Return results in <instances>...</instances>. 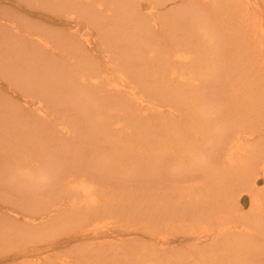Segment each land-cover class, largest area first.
<instances>
[{"label":"bare ground","instance_id":"bare-ground-1","mask_svg":"<svg viewBox=\"0 0 264 264\" xmlns=\"http://www.w3.org/2000/svg\"><path fill=\"white\" fill-rule=\"evenodd\" d=\"M170 1L174 3L175 2L178 3L181 0H170ZM182 1L180 2L181 4L179 3L181 5L180 6L181 8H179L177 11H171L170 13L173 15L174 14L178 15V19L175 23L177 28H181V29L184 28L192 33L191 36L188 35L189 38L192 37L191 44L192 42H194V44H192L190 48L188 45L187 47L183 43L178 42L180 40H183V38L182 39L180 38L182 36H179L180 39L177 36L176 38H174V36L171 35V33L169 32L168 38L163 39L164 34H162L161 32H164V16L163 14H160L162 11L160 12L159 10L160 8L159 5H162L163 3H160L157 0H150V4L152 5V10L146 13L143 12V14L145 13V15L147 13L149 14V15L147 14L148 17H146L145 15H144L145 17H143L146 19V21L142 20L143 21L142 22L140 18V21L143 24L144 22L146 23L149 21V23L152 26L150 27L149 24V28L152 29V34L149 33L147 27L146 29L147 34L145 38L143 37L142 39L143 42L146 43V46H144V48L146 49L143 50L142 55L145 56L150 54L148 55V57L151 56L156 58V56L155 55L152 56L151 53L155 50V48H160V52L159 54H157L159 58L157 57V59H159V63L163 62L162 64H164V65H159L161 67L160 70H156L155 72H152L153 74L158 73V76L155 77L154 84H152L153 86L151 85L152 86L151 89L146 87L145 90H140L139 87H137L132 80L133 75H130V73H125L127 68H125L126 69L125 70L122 69L123 67L121 68V66H118L116 62V56L111 53H107L105 49L104 51L107 53V56L113 58V64H111L110 66L104 64V66L101 67L97 65L98 61H100V58H98L96 54L90 53L88 49H82L81 46H78L77 37L80 36V33L79 34L76 33V35L72 36L73 38H69L68 41L65 39L64 42L67 44L69 51L78 52L76 56H78L79 59L73 60L72 57H69L68 59L67 58L60 59V62H62L61 60H63V62L67 61L68 67H73L75 64H77L76 67H73L71 69L70 71L71 73H68V74H72L73 76L71 84L79 83V86L81 88L85 87V90L81 92L76 89H73L76 91L77 94L73 93V95L75 96L73 97V103L70 105V103L68 102L69 105L65 106V108L63 105L64 103L62 102L64 100V97L63 100H61L62 93L59 91L58 88L56 89V91L53 92V95L57 94L56 99H53V101L47 100L49 102V105H47L44 101L45 98L46 99L49 98L47 96L48 94L46 95L44 93V97H41V93H40V96L37 95L36 97L38 98H34L35 100H33L32 103L30 102L31 104L26 107L32 112V113H26V118L27 120L33 122L32 120L33 116L37 114L39 117L41 116L42 118L46 119L48 118L50 111L53 109L57 114L59 113L58 115L71 113L73 116V114H76V110H78L81 107V104L89 102L90 106L93 107V112L96 121L95 127L100 131V137L101 134L104 135L105 137V135L109 134L110 132L108 128H110L111 130L117 125L120 126L121 128L120 130H118L119 136H121L120 133L122 134V131H124L122 137L126 140L125 144H127L128 146L129 145L128 139L130 137L129 131L131 130L130 122L128 121H130L132 117L133 119H135L138 111L142 110L141 112H143V109H147V108L152 109L154 114L156 113L161 114L163 113V111H167L168 114L171 115L170 119L167 120V122L163 127V128H167V130L165 129L166 132L165 131L163 132L162 130L163 132L162 137L159 136L160 133H158L157 135L160 137L159 139L163 142L166 139L165 133L168 134L170 137L169 132H171L173 136L172 137L173 142L175 141V145H176L178 138L182 137V136L179 137V135H181L182 133L178 134L180 130H177L178 128H181V126L178 125L179 127H175L177 125L176 124L173 125V124L174 122H176V117L179 118L183 117V115L180 114V109H182L184 106L186 111L195 113L194 116L189 117L190 123H187L188 125L185 126L186 130H188V128L190 127L189 130L187 131L188 134L185 133L186 131L184 130L186 136H188L189 133H191L194 134L193 138H195L196 135L200 134L198 130H201L202 133L204 130L205 135L203 136H206L208 129H210L211 128L210 126H212L211 121L213 119V116H211L212 114L210 115L209 113H203V110H205L208 107V105L206 108H204L203 105H200L199 102L198 104L194 103L192 105H188L193 99L198 101L199 100L198 97L200 95H195L192 98V100L186 101L187 93L184 94L183 88L189 86V88L192 89L193 86L194 90L192 91V93L198 92V90L201 89L200 76L201 73L204 72V68L207 67L209 68V65L210 68H212L211 66L212 64H214L213 70L216 67L217 71H221L222 73H225L226 68L223 67L224 66L223 62L225 61V59H229V64H232L236 59L242 58L250 61L249 62L250 64H253L250 69H253L254 73H248L245 69L244 73L240 74L242 81V82L240 81L241 82L240 85L231 84L227 86L228 88L230 87V92L231 94L234 95V97L231 96L232 98L231 101L228 99L220 98L219 91H213V92L211 91L210 98L207 101L209 107H213L214 109H220L221 111L225 112L226 117L224 118L225 121L227 120L226 123L229 125L227 128L231 126L229 128V130H231L230 135H225L230 137L227 138L228 139L227 141L224 140L223 146L221 147L222 152L219 153L217 152L218 150L217 151L215 150L216 151L215 157L218 159V164H216V166H212V164L208 162L207 159L208 156L207 155L204 156L203 154L204 152L202 150L197 149L196 147L197 143L201 141V139L198 141L197 139L199 138H197L196 141L192 140L195 144L191 141L192 150L190 149L191 146L189 147L187 145L186 146L183 145L185 148H187V151L188 149L193 151L192 152L193 156L188 152V154L191 156L190 158L193 159L192 163L191 162L190 164H188V162L187 164L182 163L183 165H185V167L182 165L179 166L177 165L178 167L176 169H174L175 167H172L171 169L172 171H170L171 176L165 179L166 181L164 183H160L158 181L159 183L157 184L155 182V185L157 184L159 188H157L158 187L157 185H156L157 187L153 185L156 189L162 191L164 196L163 195L161 196V193H159L160 197H158V193H156L157 196L156 194L155 196L150 195V193H152L155 190L154 187L153 188L149 187L148 189L142 187V189H138L141 186L138 187L136 186L137 188H135V190L133 191L134 193L131 194L130 198L128 199V197L127 198L125 197L126 194L125 190L128 187L123 186L121 184L122 182L117 181L118 179L116 177L117 175L113 178L114 172L110 171V169L112 168H107L106 166L102 165L103 162L101 160L98 162V159L97 161H95L93 158H90L88 156L90 154L89 152L88 153L86 151L81 152L78 149L80 148L78 145L74 146V144L80 140L79 129L77 128V124H74L72 120H67L68 123L65 122L67 126H63L62 129L65 130V135L69 137V142H71V145L69 147L66 146L62 141H59L58 139H54L53 136L56 133V127L53 126H51L48 129V131H51V134H49V138L53 137L52 139H54L52 141L51 146L48 145L39 146V147L35 146V144L31 143L27 138H30L33 142L36 143L37 136H47V134L45 133L38 135L39 134L38 128L43 127V125H41V127L39 125V127L37 126L35 129H30L29 126H27L26 130L22 129L23 126L22 125L20 129L17 131L18 132L17 135H20L19 137L22 139H18V141L13 139L15 142H18V143L14 142L16 144V146L15 145L14 146L15 147L19 146L21 144L19 140H23L24 147L23 149L20 150L21 152L20 151L19 152L20 154L23 153L24 155L25 154L28 155L27 157L29 158L28 159L29 161L28 162L24 161L25 163L23 162V164L27 166L30 165L31 168L30 166L29 168L32 170L26 172L25 168L24 167L22 168V163H21L22 160L18 163H15L17 166L20 167V169L12 166V163H10L11 158L5 160V157L10 153L9 152L4 153L0 155V171H4L5 169H7L9 175L12 174L11 178L14 181L7 182L8 179H6V176H4L2 172H0L1 173L0 181L2 180L1 182L2 185H4L5 183L11 189L16 188V191L19 196L21 195L19 194L20 192L19 187L23 188V191L21 192L22 195L20 198L21 199L20 202L22 201L29 204L30 213L26 214L27 218L24 219L25 224L29 228H31V226L40 225L41 222H44L50 217L62 218L64 214V211L61 210L62 208H65V210L67 209L66 211H68L69 208H71V210L74 211H76L77 209H81L83 213V219L79 225H80V229H83L82 230L83 232L81 231L82 234L83 235L92 234V239H97L99 237L98 233H100L103 229L108 230L109 228L108 225L111 224L112 226L117 227V224L120 222L117 218H119V216L121 215L120 213L124 209L121 208V205L126 206L125 205L126 203H130L129 204L130 207L128 208H130L131 210H128L129 211L127 215L128 218L126 219L128 220V222L132 218H136L138 220H145V228L148 232L150 233L152 232L153 234L156 235L157 232L163 233L165 234L164 237H166L167 231L170 233L175 231L176 234L177 229H180V231L182 230L183 232L189 234V237L191 235L197 236L198 240L199 238H201V235H203L204 239L206 237L207 239H209L212 248H210V244L207 243L208 249H203L204 244L202 245L201 243L200 245V242H198V244L203 248L200 247L198 248L199 245H197V243H195L194 241L193 243L197 245L199 251H197L196 253H194V251H192L193 253H189L186 251L188 254L183 253V251H181L180 253L176 251V254L175 252L174 254L170 252L171 254H173V256L171 255L172 259L170 260V257H168L169 255H167V257L165 258L167 254L166 252H165L166 254H163L164 252L161 253L160 250L156 249L155 247L152 248H155L156 250L150 249L149 247L147 248L142 244L134 245L133 242L127 244L126 246H123V248H121V246L120 248H118V246H116L115 244L114 245L116 246V248L115 246L113 247L110 245L106 248L107 250H105V252H103L102 254L98 251L92 250L95 249L96 247L92 248L89 246V249L91 250L80 248L81 250H79V253L81 254H79L80 258H78L77 264H85V263L88 264V262H92L95 260L96 262L98 261L99 264H112L111 263L112 257L110 258L108 256L109 254H107L109 251H111L110 254H115L116 256L119 255L121 259H123L119 264H264V258H263L264 257V187L258 188V183H260L261 181V180L258 181V177H261L262 179L261 182H264V73L256 74L257 66L260 69L262 68L261 72H264V0H185L184 2ZM88 2L92 3L93 0H88ZM141 3H142L141 0H135V7L136 4L139 7ZM70 7L73 8L74 13L68 12V14L64 16L65 19L61 18L60 21L59 20L55 21L56 24H60L61 22H64L69 16L71 21L73 19L74 14L81 12L80 6L74 5ZM210 10H216V12L218 11V13H215L214 11L211 13ZM205 11L207 12L205 14H207L208 16L214 17L215 19L218 18L222 20L224 19L226 20L225 23L228 22L231 23V27L229 29V34H230L229 43L230 46H232L231 48H233L232 49L233 51L230 52L229 51L230 49L226 51V54H229V56L222 54L221 58H219L218 63H217L218 59L215 63L213 61L215 59V55L219 56L220 50L218 48L214 50L215 47L205 49V44L207 43L205 39L207 37L208 29L205 30L204 26L203 29L202 27L198 28V25H200L199 23H201L200 21L201 15H202L201 19L202 21H204L203 13ZM209 11L210 13H208ZM2 12L5 11H1V13ZM131 15H133V17H136V19L138 17L135 16L134 13L130 14V16ZM166 16H168V14ZM205 16L204 18L207 17ZM91 17L95 19L97 22H99V20H97L94 16ZM223 17H226L228 19H225ZM8 19L9 20L7 21V23L9 24L10 22H15L18 18L14 14L12 16H8ZM206 19L208 21V18ZM25 24H27V22H25ZM3 28L5 30L6 28H16V26L12 25ZM139 28H137L138 30L137 32H139ZM18 29L19 28H16V36L19 38V34L17 32ZM181 29H179V34L183 33L181 32ZM24 30L26 29H23V33H25ZM157 31L159 34H161L162 40L166 43L165 47H162L163 43L160 42L159 40L154 42L156 39L155 32ZM24 35L26 36L23 39L24 40L23 46L25 47V49L23 50L21 48L22 49L21 52L24 53V55L28 52V42H30L32 51L34 55L39 58V61L41 60L40 58L43 57L44 61L47 60L46 63L48 64L50 63V66L44 65L45 70L40 73L37 72L39 74L36 75L34 78L36 82L39 81L41 82L42 85L49 86L48 83L49 80H51L49 78L54 77V75L56 74V73H52L56 71L55 70L56 66L53 67L50 61H52L53 59L55 60L58 59L57 57H55L56 55L55 49L52 43L53 42L60 43L59 40L61 36H59V39L57 41H53V39L50 40L49 38H42V37H36V38L30 37L27 39V36L29 35L28 34H24ZM182 35L183 37L187 36L185 34ZM188 36L187 39H189ZM3 37L7 38L6 43L10 42L11 40L10 37H7L6 35H3ZM81 37L84 38V35L82 34ZM222 38L223 40L220 41L219 38L212 39L211 37L210 42L215 43L216 41H218L219 42L218 45H220L222 41L223 43L224 41H227V39H224V35L222 36ZM235 44L239 45L238 48L241 46V49H238L240 53L238 55H237L238 51H236L237 49L233 47V45ZM192 47H194V49ZM221 49L222 50L225 49V46L223 45ZM60 51L63 50L60 49ZM235 53L237 57L236 55L234 57ZM5 54L7 56V53ZM63 54L66 55V53ZM102 55L104 56L105 54L102 53ZM20 57L21 56L19 55V60H23L22 58L20 59ZM233 58L235 59L233 60ZM16 60L18 59H15V61L12 59L14 64H16ZM151 61H152V66L155 65L153 60ZM67 62L62 65L67 64ZM258 62L260 64H258ZM256 63L258 65H256ZM185 65L189 66V68L188 69L186 68L187 71L180 74L181 71H179V69L182 67L185 68ZM235 65H237L236 61L234 62V66ZM18 66L20 67V65ZM40 66L43 65L41 64ZM29 67L32 68V73L33 71L35 72L37 70L34 68V65L32 63L30 64ZM154 67H156V65ZM23 69L25 70L26 68L21 67L20 71L24 72ZM62 72L64 73V70ZM176 73L179 75H177ZM175 74L176 76H174ZM170 75L172 76L169 78ZM135 76L138 79H140V76L138 75ZM59 77L62 76L59 75ZM59 77L53 80L58 79V81L60 82L61 78ZM176 77H177V81H175L176 83L174 84H178L182 89H178L176 87V90H171L172 93L171 96L172 98L176 96L177 100L185 102V105L184 106L176 105L175 102L172 100V103L175 107L173 108L171 102L169 103V101L167 102V100L163 101L165 100L167 94L166 91L165 92L162 91V88L166 87L167 90L168 88L170 89L173 88L174 85H172L173 83L172 81L175 80ZM237 80L238 77L237 78L235 77L233 78L232 82ZM158 83L159 84L161 83L164 87L160 88V85ZM144 85L149 86V84H144ZM154 85L155 87L157 86V88L159 87V90H157V88H155ZM52 87L56 88L55 86ZM156 91H158V93H155ZM160 91H162V93ZM84 96L85 99L88 100L86 101L84 100L83 102L78 104L77 103L78 100H80ZM58 97H60V99ZM120 98H122L123 101L125 99L129 100L131 102V107L133 105L134 107V108L132 107L133 110L130 107L131 110L133 111L131 115L132 117L128 121H123V122L120 120L119 117H117L116 120L114 118L113 123H111L110 119L107 120L106 113H108L109 111L108 108L111 109V106L113 107L118 106L117 103L120 102ZM161 99L163 102L167 103L168 108L164 109V106L163 109L160 108L162 105ZM28 100L27 103H29ZM129 101H128V105H129ZM124 102H125L124 106L127 105L126 101ZM225 102L227 103L228 107ZM121 104L122 105L120 106H123L122 101ZM198 107L199 108L201 107L200 108L201 110L198 109ZM122 109L123 107L120 110L122 111ZM6 111H7L6 108L2 109L3 115L6 114ZM218 114L221 113L218 112ZM10 120L13 121L14 118L13 117L8 118L7 123L9 122V124H6L8 129L9 127H12L10 126ZM169 123L171 124V126ZM111 124H113L112 128L111 126H108ZM167 124H169V126ZM25 126L26 125H24L23 127ZM169 127L170 129H168ZM229 130L227 129L226 131L228 132ZM4 131H7V129H5ZM28 131H30V135L29 137H26L28 136ZM33 131H35V136L33 134ZM118 134L115 141H118L119 148H123L122 144L124 146V142L123 143L119 142ZM9 136L12 135L7 134V137ZM183 137H185V135H183ZM91 138L93 139V136H91ZM107 138L109 139V136ZM98 140L107 141L106 138L103 139L100 138ZM122 140L123 139H121V142ZM170 140L169 142L172 141ZM11 141L12 139L10 140V142L7 141L8 143L7 142L5 143L7 144V147L10 145L9 143H11ZM27 142L30 144V147L25 148V143ZM97 142L98 141H96V143ZM108 142L109 141H107V143ZM179 143L180 142H178V144ZM182 143L183 142L181 141V144ZM114 144L118 146L117 142L113 143L112 145ZM11 145L10 148L14 149V146ZM98 148L99 146L96 145L95 147L96 154ZM24 149H27L28 151L25 150L26 151L25 153ZM40 149L42 151V155L38 154V150ZM211 149H213V147ZM126 151L128 152L129 155L130 152L129 146L127 150H125L124 152ZM181 151L182 149H178L176 154L177 156L175 158L183 154V153L181 154ZM13 152L15 153L14 150ZM144 154L145 153H143V155ZM162 154L164 155V153ZM66 155L73 157L74 160L72 162L69 161L66 162L65 161ZM99 156L97 158H99ZM115 156H116V152H115ZM167 156H169V154ZM17 157H21V156H19L18 154ZM27 157L26 156L24 157L26 161H27ZM91 157L95 158V156L92 153H91ZM146 157H148L147 159L150 160L149 156L144 155L142 156L141 159V162L142 160L143 162L141 163L139 160L137 164L139 163L142 165L145 162L144 159ZM155 159H157V157ZM183 159L185 160V158L182 157V160ZM196 166L200 167L201 172H205V174H200L201 175L200 179H197V174H194L195 171L197 170ZM184 169L185 171L183 173L182 171ZM207 169L209 170V172L206 174ZM11 170H13V172L17 174H15L14 176ZM166 171L168 172L167 169ZM178 171H180L181 173ZM143 175L144 174L141 175L140 179H142ZM158 176L161 177L160 175ZM154 177L157 179L155 175ZM192 177L195 178L196 180H190V182H188V180L191 179ZM148 183L150 184V182ZM239 184L244 185L243 191L246 190V192L250 193L249 212L244 211V208L241 205L242 195L240 196L241 194L239 189L240 187L237 186ZM162 186H164V189H161ZM132 188L134 187L133 186L130 187V189ZM236 188L237 190L239 189L240 194L237 193L238 191L236 192ZM141 190L143 192H141L140 194L139 192ZM111 194L114 196L112 197ZM11 196H14V193H11ZM123 198L125 199L123 200ZM117 199L119 200L117 201ZM122 200L124 202L120 204ZM168 211H170V213ZM137 217H139L140 219ZM156 218H158V220H154ZM3 231L4 229H0V233ZM103 233L104 231L102 232V234ZM199 241H202V239ZM196 245H194V247ZM192 248L193 247H190V249ZM111 249L113 250V252ZM117 251L118 252L121 251V253H118ZM134 252H136V254H134ZM91 253H93L94 256L92 258H91L92 256ZM75 258H77V256ZM64 264H70V262L67 260L65 261ZM113 264L115 263L113 262Z\"/></svg>","mask_w":264,"mask_h":264},{"label":"rangeland","instance_id":"rangeland-1","mask_svg":"<svg viewBox=\"0 0 264 264\" xmlns=\"http://www.w3.org/2000/svg\"><path fill=\"white\" fill-rule=\"evenodd\" d=\"M157 1L160 3H163L162 4L163 6L159 5L160 8L158 7L160 12L162 11L160 14H163V16H164V32H161L162 34H164L163 39L168 38L169 32H170L171 35L174 36V38H176V36L178 38H179V36H182L180 38L181 39L183 38V40H180L178 42L183 43L185 46L188 45L190 48L191 45L194 44V42H192V44H191V41H192L191 38L192 37L189 38V36H191L192 33L189 32L187 29L183 28L184 29L183 30L181 28H177L175 23L178 19V15L177 14L173 15L170 13L171 11H177L179 8H181L180 2L182 0L178 3L177 2H175V3L171 2L170 0H157ZM184 1L185 0H183L182 2H184ZM141 2L142 3L139 7L137 6V4L135 7V0H93L92 3L88 2V0H0V138H1L0 139V149H1L0 155L9 152L10 154L5 157V160L11 158L10 163H12V166L20 169V167L17 166L15 163H18L22 160L21 161L22 168L24 167L26 172L32 170V169H30L31 168L30 165H29L30 166V168H29V166L23 164L24 161L25 162L29 161L28 160L29 158L27 157L28 155H26V154L24 155L23 153L20 154V152H21L20 150L23 149V147H24L23 146V140H19V142H21L22 145L20 144L17 147H20V148L15 147L16 146L15 143H18V142H15L14 140L18 141V139H22L19 137L20 135H17L18 134L17 131L20 129V127L22 125L23 126L26 125L25 127L22 126L23 130H26L27 126H29L30 129H35L37 126L39 127V125H40V127H41V125H43V127L38 128L39 129L38 135L45 133V134H47L48 137L47 136H37L36 143L33 142L30 138H27L31 143L35 144V146H38V147L44 146V145L51 146L52 141L54 139H58L59 141H62L66 146L69 147L71 145V142H69V137H67L65 135V130L62 129L63 126H67V124H66V123H68L67 120H72V122H74V124H77V128L79 129L80 140L77 143H75L74 146L78 145L80 147L78 149L81 152H83V151H86L87 153L89 152L90 154L88 156L90 158H93L95 161H97V159H98V162L101 160L103 162L102 165L106 166L107 168H112V169H110V171L114 172L113 178L117 175L116 176L118 178L117 181L122 182L121 184L123 186L128 187L127 189H129V190H127V189L125 190V192H126L125 197L126 198L128 197V199L130 198V195L134 193L133 191L135 190V188H137L138 186H141L138 189H142V187L147 188V189L149 187L153 188L154 187L153 185H155V182L157 184L159 182L164 183L166 181L165 179H167L169 176H171L170 171H172L171 170L172 167H175L174 169H176L179 165H182L185 167V165H183L182 163H186V164H187V162H188V164H190V162L192 163L193 159L190 158L191 156L189 154L192 155L193 151H191L192 150L191 145H192V142L196 141L197 138H199V139H197L198 141L201 139V141H199L197 143V146H196L197 149L202 150L204 152L203 153L204 156L205 155L208 156L207 157L208 162L210 164H212V166H216V164H218V159L215 157L216 151L218 150L217 152H219V153L222 152L221 147L223 146L224 140L227 141L228 140L227 138L230 137V136H225V135H230L231 130H229V128L231 126L229 128H227L229 125L226 123L227 120L225 121V118H224V117H226L225 112L221 111L220 109H214L213 107H209V104L207 103V101L210 98L211 91L212 92L213 91H219L220 92V94H219L220 98L228 99L231 101L232 100L231 96L234 97V95L231 94L230 87L228 88L227 86L231 85V84L240 85L242 82L240 74L244 73L245 69L248 73H254V70L250 69L253 64H250L249 63L250 61L242 59V58L235 60L236 64H237L235 66H234L235 61L232 64H229V59H225V61L223 62L224 63L223 67L226 68V71L224 70L225 73H222L221 71H217L216 67L213 70L214 64H212V66H211L212 68H210V65H209V68L208 67L204 68V72L201 73V76H200V84H201L200 87H201V89H199L198 92L192 93V91L194 90L193 86H192V89H190L189 86L183 88L184 94L187 93L186 94V97H187L186 101L192 100V98L195 95H200L198 97L199 100L197 99L198 101L193 99L188 105H192L194 103L198 104V102L200 105H203L204 108H206L208 105V107H207L208 109L206 108L205 110H203V113H209L210 115L212 114L211 116H213V119L211 121L212 126H210L211 128L208 129V132H207L208 136L207 135L203 136V135H205L204 130H203V133L201 130H198V132L200 134L198 133L199 135H196L195 138H193L194 134H191V133H189V135L186 136L185 133H187V131L189 130L190 127L188 128V130H186L185 126L188 125L187 123H190L189 117L194 116L195 113L186 111L184 108L185 102L178 101L176 96L174 98H172L171 90H176V87L178 89H182V88H180V86L178 84H174V83H176L175 81H177V77L175 80L171 79V80H173L172 81L173 82L172 85H174L173 88H171V89L168 88V90L166 87L162 88V91H164V92L166 91V94H167L165 100H163V101L167 100V102L168 101H169V103L171 102L173 108H175V107L172 103V100L175 102L176 105L184 106L182 109H180V114H182L184 118L183 117L182 118L176 117V122H174V124H173V125H175V124L177 125L175 127L181 126V128H178L177 130H180V132L178 131L179 132L178 134L182 133L181 135H179V137L180 136H182V137L178 138L176 145H175V141L173 142V139H172L173 136H172L171 132H169L170 137L168 134L165 133L166 142H165V140L162 142L159 139L160 137H162L165 129L167 130V128H163V127H164L165 123L167 122V120H169L171 117V115H169L167 111H163V113H161V114L160 113L154 114L152 109L147 108V109H143V112H141L142 110L138 111L136 118L133 119V117L131 116L132 112H133L132 110L134 108L133 105H132V107H133L132 108L131 102L129 100L125 99L124 101H126L127 105L124 106L125 102L123 101L122 98H120V102L118 101L120 104L117 103L118 104L117 107L111 106V109L108 108L109 111H108V113H106V115H107V120L110 119L111 123H113V119L115 118V120H116L117 117H119L122 122L128 121L132 117V119L130 121H128V122H130V127H131V130L129 131L130 137L128 139V143H129L128 146L130 147L129 155H128L127 151L124 152L128 148L127 144H125L126 140L122 137L124 131H122V134L120 133L121 136H119V134H118V130L121 129L120 126L116 125L114 128H112L113 124L108 125V126H111V128H112L110 130V128H108V126H107L108 130L110 131L109 134H106L105 137H104V135L101 134V137H100V131L98 129H96V127H95L96 121H95V115L93 112V107L90 106L89 102L81 104V107L78 110H76V114H73V116L71 113L58 115L59 113L57 114L53 109L50 111V114H49L48 118H46V119L42 118L41 116L39 117L37 114H35L33 116V119H32L33 122L27 120V118H26V113H32L26 107L29 106L33 102V100H35L34 98H38L36 96L37 95L40 96V93H41V97H44V93L46 95L48 94L47 96L49 98H47V99L45 98L44 101L47 105H49V102H48L49 100L53 101V99H56L57 94L53 95V92L56 91V89L58 88L59 91L62 93L61 100H63V97H64V100L62 102L64 103L63 105L65 108V106H68L69 103H70V105L73 103V97H75L73 95V93H76V91L73 89H76V90L81 91V92L83 90H85V87L81 88L79 86V83L71 84L73 76H72V74H68V73H71L70 72L71 69L73 67H76L77 64H75L73 67H68L67 61H66L67 64H65L66 66L62 65L66 62H63V60H61L63 63L60 62V59H63V58L68 59L69 57H72L73 60L79 59V57L76 56L78 54V52L69 51L67 44L64 42L65 39L68 41L69 38H73L72 36L76 35V33H78V34L80 33V36L77 37L78 38V46H81L82 49H88L90 51V53L96 54L97 57L100 58V61H98L97 65H99L101 67V66H104V64H106L108 66L113 64V58L110 56H107V53H111V54L116 56L117 65L121 66V68L123 67L122 69L127 68V70L125 69L127 71V72L125 71V73H130V75H133L132 80H133L134 84L137 87H139L140 90H145L146 87L151 89V87L153 86L152 84H154L155 77L158 76V73L153 74L152 72H155L156 70H160L161 67L159 65H164V64H162L163 62L159 63V59H157V57H158L157 54H159L160 48H155V50L151 53L152 56L155 55L156 58L151 57V56H150L151 58L148 57V55H150V54L145 55V56L142 55L143 50L146 49V48H144V46H146V43L143 42L142 39H143V37L145 38V36L147 34V30H146L147 27H148L149 33L152 34V29L149 28V24H150L149 21L147 20L148 22H146V23L144 22V24H143L142 20L146 21V19L143 17H145V16L148 17L147 16L148 13L146 15H145V13L148 11L150 12L152 10V5L150 4V0H141ZM99 4H101V5H99ZM74 5L80 6V8H81L80 11L82 13L79 12L77 14H74L73 19L71 21H70V16H69L64 22H61L60 24H56L55 21H58V20L60 21L61 18L65 19L64 16L66 14H68V12L74 13L73 8L70 7V6H74ZM98 5L100 6V8ZM155 9H157V8H155ZM1 11H5V12L1 13ZM210 11H211V13L213 11L215 13H218V11L216 12V10H210ZM210 11L208 13H210ZM102 12H103V14H102ZM137 12H138V14H137ZM143 12H145V13L143 14ZM155 12H157V11H155ZM97 13H99V14H97ZM129 13L130 14L134 13V15L138 16L139 19H138V17H137V19H136V17H133V15L130 16ZM139 13L142 15H140ZM205 13H207V12L205 11L203 13L204 21H202V19H201L202 15H201V18H200L201 23H199L200 25H198V28L202 27V29H203V26H204L205 30L208 29L207 30L208 31V33H207L208 38L206 37V39H205L207 41V43L205 44V49L215 47L214 50L217 48L220 50L219 56L215 55V59L213 61L215 63L218 59V61H217V63H218L219 58H221L222 54L229 56V54H226V51H228L229 49H230L229 50L230 52L233 51L232 50L233 48H231L232 46H230V43H229L230 42L229 29L231 27V23H229V22L225 23L226 20H224V19L222 20L219 18L215 19L214 17L208 16ZM14 14H15V16H17L18 19L15 22H10L8 24L7 23V21L9 20L8 16H12ZM167 14H168V16H166ZM91 16H94L97 20H99V22H97ZM204 16L206 18H208V21L206 18H204ZM20 18H22L24 21ZM140 18H141L142 22L140 21ZM223 18L228 19L226 17H223ZM222 21H223V23H222ZM25 22H27V24H25ZM140 22H141V24H140ZM228 24H229V26H228ZM12 25H15L16 28H19L17 30V32L19 34V38L16 36V28H6L5 30L3 28V27H7V26H12ZM139 27H141V28H139ZM150 27H152L151 24H150ZM137 28H139V32H137L138 31ZM176 28H177L178 32H177ZM23 29H26L27 31L24 30L25 33H23ZM179 29H181V32H183V33L179 34ZM212 30H214V31H212ZM103 31H105V32H103ZM185 31H186V33H185ZM74 32H75V34H74ZM155 33H156V39L154 42L159 40L160 42L163 43L162 47H165L166 43L162 40L161 34H159L158 31ZM24 34L29 35V36H27V39L30 37H33V38L42 37V38H49L50 40L53 39V41H57L59 39V36H61L60 40H59L60 43H55V42L52 43L53 47L55 49V54H56L55 57H57L58 59L52 60V61L55 60L54 62H56V63L50 61L51 65L53 67L56 66L55 67L56 71L52 72V73H56V74L54 75V77L49 78V79H51V80H49V83H48L49 86L42 85L41 82H39V81L36 82V80L34 78L40 72H43L45 70L44 65L50 66V63L49 64L46 63L47 60L44 61L43 57L40 58L41 60L39 61V58L36 57L32 51V47L30 45V42H28V52L25 55H24V53L21 52L22 49L23 50L25 49V47L23 46V44H24L23 39L26 36ZM82 34L84 35V38L81 37ZM182 34H185L187 36L189 35L188 36L189 39H187V36L183 37ZM3 35L10 37L11 38L10 42L6 43L7 38H4ZM223 35H224V39H227V41H224V43L222 41V43L220 45H218L219 44L218 41H216L215 43L210 42L211 37H212V39L213 38H219L220 41L223 40V38H222ZM86 39H88V40H86ZM83 41H84V44H83ZM133 42L136 44V46ZM208 42H209V45H208ZM217 45H218V47H217ZM223 45L225 46V49L222 50L221 48ZM21 46H23V47H21ZM238 46L239 45H237V44L233 45V47L237 49L236 51H238L237 55L240 54L238 49H241V46L239 48H238ZM192 48L194 49V47H192ZM60 49H62L63 51H60ZM104 49L106 50L107 53L104 51ZM16 52H17L18 56L16 55ZM5 53H7V56ZM63 53H66V55ZM102 53L105 55L103 56ZM19 55L21 56L20 59L22 58L23 60H19ZM235 55H236V53L234 54V57H235ZM237 55H236V57H237ZM4 56H5V58H4ZM231 56H232V54H231ZM12 59L14 61H15V59H18V60H16V64L13 63ZM234 59L235 58H233V60ZM151 60H153L156 67H154L155 65L152 66ZM107 61H109V62H107ZM31 63L34 65V68L37 69L35 72L33 71V73H32V68L29 67ZM41 64L43 66H40ZM258 64H260V63L258 62ZM258 64L256 63V65H258ZM18 65H20V67ZM157 66H159V67H157ZM21 67L26 68L25 70L23 69L24 72L20 71ZM180 67H181V65H180ZM186 68L188 69L189 66L185 65V68L184 67L180 68L181 70L179 69V71H181V73L180 72L179 73L182 74L183 72L187 71ZM259 69L260 68L257 66L256 74L257 73H264V72H261L262 68L260 70ZM63 70H64V73L62 72ZM37 72H39V73H37ZM135 73H137V74H135ZM166 73H168V72H166ZM169 73H172V72H169ZM176 74L174 76H176ZM59 75H61L62 77H59ZM135 75L140 76L141 80L138 79ZM177 75H179V74H177ZM16 76H18V77H16ZM171 76L172 75H170L169 78ZM58 77L61 78L60 82L58 81V79L53 80V79H56ZM235 77L236 78L238 77V80L232 82L233 78H235ZM31 80H33L34 82ZM144 80H145V82H144ZM219 81H220V83H219ZM137 82H139V83H137ZM33 83H35V84H33ZM144 84H149V86L144 85ZM155 85H156V83H155ZM155 85H154V87H155ZM159 85H160V88L164 87L161 83ZM52 86H55L56 88H53ZM27 87H29V88H27ZM155 88H157V86ZM70 89H71V91H70ZM61 90H63L64 92ZM157 90H159V87L157 88ZM162 91H160V92L162 93ZM155 93H158V91H156ZM52 96H53V98H52ZM201 96H202V98H201ZM58 98L60 99V97H58ZM154 99H156V98H154ZM27 100L29 101V103H27ZM84 100L86 101L88 99H85V96H84L80 100H78L77 103L80 104ZM121 101L123 102V106H120V105H122ZM128 101H129V105H128ZM161 101H162V99H161ZM163 101H162V105L160 108L163 109V106H164V109L168 108L167 103L163 102ZM226 105H227V103H226ZM122 107H123V109L121 111L120 109ZM130 107L132 108V110ZM227 107H228V105H227ZM5 108L7 109V111H6V114L3 115L2 109H5ZM200 108L198 107V109H200ZM57 109H60V108H57ZM209 111H211L212 113ZM218 112L221 114H218ZM196 113H197V111H196ZM115 114H116V117H115ZM10 117L14 118V120H13L14 122L12 120H10V126H12V127H9V129H8L6 124H9V122L7 123V120ZM186 117H188V118H186ZM180 119L182 122L180 121ZM169 124H167V125L169 126ZM51 126L56 127V133L53 136L54 139H52L53 137L49 138V134H51V131H48V129ZM71 126H72V124H71ZM170 126H171V124H170ZM226 128L229 130L228 132L226 131L227 130ZM5 129H7V131H4ZM168 129H170V127ZM162 130H163V132H162ZM184 130L186 131L185 133H184ZM112 133H114V134H112ZM158 133H160L159 134L160 137L157 135ZM7 134L12 135V136L14 135L13 137L9 136L10 140L12 139L11 143H9V144L10 145L13 144L11 146L15 145L14 149H11L9 144H8L9 145L8 147H7V144H5L7 141L10 142L9 137H7ZM33 134L35 136V131H33ZM117 134L119 136L118 137L119 142L120 143L124 142L125 148H124L123 144H122L123 148H119L118 141H115L117 138ZM178 134H177V136H178ZM29 135H30V131H28V136H26V137H29ZM183 135H185V137H183ZM91 136H93V139L91 138ZM106 136L107 137L109 136V139ZM156 136L158 137L159 140L157 139ZM221 136H223V137H221ZM98 137H100L101 139L106 138V140L109 142L107 143V141L98 140V139H100ZM203 137H205V138H203ZM4 138H6L7 140ZM168 138H169V140L171 139L172 141L170 140L171 142H169ZM184 138H185V140H184ZM121 139H123L122 142H121ZM181 139H183V140H181ZM2 140H3V142H2ZM217 140L218 141L220 140V141L218 142ZM96 141H98V142L96 143ZM112 141H114V142H112ZM181 141L183 142L182 144H181ZM115 142H117L118 146L116 144L112 145ZM178 142H180V143L178 144ZM96 145L99 146V148L97 150V154L95 153ZM183 145H185V146L187 145L189 147L191 146L190 147L191 150L188 149V151H187V148H185ZM27 147H30V144L28 142L25 143V148H27ZM113 147H114V149H113ZM212 147H213V149H211ZM64 148H65V146H64ZM178 149H182L181 154L182 153L183 154L182 155L180 154L181 156L177 157L178 158L177 159L175 157L177 156L176 154H177ZM185 149H186V151H185ZM13 150L15 151V153L13 152ZM25 150H27V149H24V152L26 153ZM40 151H41V149L38 150V154L42 155V151L41 152ZM98 151H100V152H98ZM115 152H116V156L118 155L119 157L115 156ZM147 152H148V154H147ZM188 152H189V154H188ZM91 153L95 156V158L91 157ZM143 153H145L144 154L145 156H149L150 160H148L147 159L148 157H146L145 159H147L148 161L144 159L145 162L142 165L138 163L139 164L138 165L137 162H139V160L141 162L142 156H144ZM162 153H164V155ZM18 154L21 157H17ZM141 154H142V156H141ZM168 154H169V156H167ZM97 155L98 156L100 155L99 156L100 159L97 158L98 157ZM25 156L27 157V161L24 158ZM121 157H122V159H121ZM156 157H157V159H155ZM182 157L185 158V160L183 159L184 161L182 160ZM113 159H114V161H113ZM73 160H74L73 157L66 155V157H65L66 162L67 161L72 162ZM95 161H94V163H95ZM104 162H105V164H104ZM142 162H143V160H142ZM171 162H172V164H171ZM166 169L168 170V172L166 171ZM185 169L182 171L183 173H184ZM196 169L197 170L195 171L194 174H197V179H200V177H201L200 174H205V172H201V169L198 166H196ZM23 170H22V172H23ZM155 171L157 172V174ZM164 171H166V172H164ZM0 172H2L4 174V176H6V179H8L7 182L14 181L11 178L12 174L9 175L7 169H5L4 171H0ZM11 172L14 174V176H15V174H17L15 172H13V170H11ZM178 172H180V171H178ZM208 172H209V170L207 169L206 174ZM140 174L141 175L144 174L142 176V179H140L141 178ZM153 174L156 177L158 175H160L161 177L158 176L156 179ZM0 176H1V173H0ZM0 179H1V177H0ZM153 180H155V181H153ZM190 180H196V179L192 177L191 179L188 180V182H190ZM259 180L262 181L261 177H258V181ZM261 181H260V183H258V188L264 187V182H261ZM1 182H2V180L0 181V192H1L0 193V229H4V231L0 233V264H64L65 261H67V260L70 262V264H77L78 263L77 260H78V258H80L79 254H81V253H79V250H81L83 248L86 250L87 249L91 250V249H89V246L92 248L96 247L95 249H92V250L98 251L102 254L103 252H105V250H107L106 248L110 245L113 247L116 245V246H118V248H120V246H121V248H123V246H126L127 244H129L131 242H133L134 245L142 244L147 248L149 247L150 249H154V250L159 249L161 253H163V252H164L163 254L167 253L165 258L167 257V255H169L168 257H170V260L172 259L174 252L176 254V251H178L179 253L181 251H183V253H186V254H188L187 252L193 253L192 251H194V253H196L197 251H199V249H198L199 247L200 248L204 247L203 249H208V246H207L208 244H210V248H212L209 239H207V237L204 239L203 235H201V238H199V240L202 239V241H199L197 236L191 235L189 237V234L183 232L182 230L180 231V229H177L176 234H175V231H173L174 233L173 232L170 233L167 231L166 237H164L165 234H163V233L157 232V235H156V234H153L152 232L151 233L148 232L145 228V220H138L136 218H132L128 222V220H126V219L128 218V216H127L128 212H129L128 210H131L130 208H128V207H130L129 206L130 203H126L125 204L126 206L121 205V208H124L123 209L124 212L122 211L120 213L121 214L119 216L120 219L117 218L120 221L118 224L116 223L117 227L112 226L111 224L108 225V227H109L108 230L103 229L100 233H98L99 237L97 239H92V234H87V235L82 234L83 229H80V225H79L83 219V213H82L81 209H77L76 211H74V210H71V208H69V210L66 211L67 209L65 210V208H62L61 210L64 211L62 218H58V217L51 218L50 217L47 220H45L44 222H41L40 225L31 226V228H29V227H27V225L25 224V221H24V219L27 218L26 214L30 213L29 204L22 202V201L20 202V200H21L20 198L22 195L21 192L23 191V188L19 187V191H20L19 194H21L19 196L17 191H16V188L11 189L5 183H4V185H2ZM148 182H150V184ZM147 184H148V186H147ZM151 184H152V186H151ZM156 185H155V187L158 186V185L157 186ZM242 185L243 184L237 185L238 187H240L239 189H240L241 194L239 193V189L237 190V188H236V192L238 191L237 193L240 194V196L242 195V202H241L242 204L241 205L243 206L244 211L249 212V209H250V193L246 192V190L243 191L244 185L243 186ZM132 186L134 188L130 189V187H132ZM157 188H159V186ZM161 189H164V186H162ZM141 192H143V191L141 190L139 193L141 194ZM11 193H14V196H11ZM156 193H158V197H160L159 193H161V196L163 195L162 191H160L159 189H156V188L152 193H150V195L155 196ZM15 194H17V195H15ZM111 196L113 197L114 195L111 194ZM156 196H157V194H156ZM18 198H19V200H18ZM124 199L125 198H123V200ZM118 200L119 199H117V201ZM123 200H122V202H120V204H122L124 202ZM180 210H181V207H180ZM168 212L170 213V211H168ZM131 216H133V215H131ZM137 218H139V217H137ZM154 220H158V218H156ZM103 231H104V233L102 234ZM74 232L76 235L74 234ZM185 234H186V236H185ZM3 237H4V239H3ZM194 241H195V243H197V245H199L198 242H200V245H201V243H202V245L204 244L203 247L199 245L197 248V245L195 243H193ZM92 243H94V244H92ZM194 245H196V246L194 247ZM116 246H115V248H116ZM189 246L193 247V248L190 249ZM152 247H155L156 249L152 248ZM159 250H157V251H159ZM110 252L111 251H109L107 254H109L108 256L110 258L112 257V260L110 259L112 264H113V262L115 264H119L123 260V259H121V257L119 255L116 256L115 254H110ZM112 252H113V250H112ZM170 252L173 254H171ZM118 253H121V251H119ZM91 254H92L91 258L94 257L93 253H91ZM134 254H136V252H134ZM76 256H77V258H75ZM114 259H115V261H114ZM254 259H256V258H254ZM95 262H96V260L92 261V262H88V264H99L98 261L96 263Z\"/></svg>","mask_w":264,"mask_h":264}]
</instances>
